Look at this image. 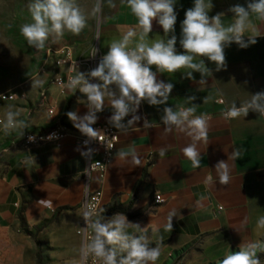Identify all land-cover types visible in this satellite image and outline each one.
<instances>
[{
	"label": "crops",
	"instance_id": "crops-1",
	"mask_svg": "<svg viewBox=\"0 0 264 264\" xmlns=\"http://www.w3.org/2000/svg\"><path fill=\"white\" fill-rule=\"evenodd\" d=\"M248 2L212 0L209 16L225 13L221 19L227 26L233 22L228 9L236 4L246 7ZM113 3L114 8L103 0L97 14L96 42L102 57L112 41L119 40L129 27L137 24L126 3L121 0ZM193 5L194 0H175L177 22L173 34L177 37L178 52H183L179 44L181 23L185 11ZM252 20L264 34V23L254 16ZM167 38L154 20L149 43ZM225 57L226 67L219 71L214 63L199 58L205 59L211 70L203 78L205 83H201L199 73H193L195 79L189 80L183 78V69L161 73L153 66L158 80L174 84L167 104L150 106L142 102L137 113L139 121L126 130L113 127L119 132V142L106 179L101 181L94 175L91 180V190L103 191L101 215L118 209L117 213L126 215L130 222L147 229L150 247L160 250L155 264H173L184 253L193 255V264L216 261L240 250L242 245L264 239V229L257 228L258 219L264 216V115L251 110L247 116L236 119H225L222 115L233 102L239 107L251 94L264 92V36L243 49L231 44L225 48ZM79 71L90 72L87 65L73 70L63 68L58 73L53 68L41 70L12 90L24 93L26 98L19 95L16 101L0 102L1 119L9 107L23 109L21 118L28 125L25 129L46 131L60 122L70 130L61 146H25L19 131L5 135L0 130V154L4 162L0 186V260L38 264L39 253L43 264H78L80 260L82 239L77 230L83 224L87 185L84 174L89 158L81 155V151H87L80 142L82 134L66 113L75 111L83 116L88 111L87 100L78 90L73 92L55 83L57 75L68 78ZM35 79H42L43 86L32 88ZM191 96L196 99L190 101ZM205 97L209 98L207 102ZM166 106L174 110L195 106V116L209 117L207 141L197 142L201 156L198 168L192 166L182 151L192 143L191 138L174 127L165 131L161 117ZM51 108L55 115L49 114ZM97 115L96 123L109 124L112 109L107 99L104 110ZM145 118L151 127H144ZM128 119L131 116L124 122ZM162 148L166 149L164 157L159 155ZM132 149L140 159L139 166L131 157L120 159L117 155L121 150ZM234 149L240 151L237 158L231 155ZM99 157V153L93 156ZM220 161L229 168L227 185L219 183L215 166ZM157 194L165 198L164 203H155ZM172 212L175 215L168 230L166 225ZM128 231L136 233L137 229L133 226Z\"/></svg>",
	"mask_w": 264,
	"mask_h": 264
},
{
	"label": "clouds",
	"instance_id": "clouds-1",
	"mask_svg": "<svg viewBox=\"0 0 264 264\" xmlns=\"http://www.w3.org/2000/svg\"><path fill=\"white\" fill-rule=\"evenodd\" d=\"M103 0H96L91 15L95 17L101 12ZM126 3L135 16L137 24L129 27L119 40H114L108 46V51L101 58L98 66L88 73L78 72L69 77L67 89L79 91L86 97L88 111L79 116L75 111L66 113L73 126L88 139L84 141L87 146L90 141L104 140V133L93 128L98 120V113L105 108L107 99L112 109L108 123L121 130H126L141 117L137 115L142 102L150 106L166 105L173 91L174 84L165 83L157 79V71L175 73L184 70L183 78L193 80V73H199L201 83L211 70L205 63L207 61L216 65L219 71L226 67L225 48L235 43L240 48H247L257 42L261 34L252 17L264 23V0H249L247 6L236 4L228 9L232 13L233 22L227 26L221 17L225 13L209 16L213 8L212 0H194L193 7L185 11V18L181 23V38L179 44L183 52H178L175 25L177 13L175 0H121ZM110 7H116L113 0H108ZM31 23L21 26L20 32L27 44L37 50L45 48L46 42L51 38L53 43L62 39L64 33L70 32L79 35L87 26L88 17L77 4V0H31L28 5ZM163 29L167 40H153L149 43V33L152 31L153 21ZM248 33V35H246ZM172 34V35H170ZM247 38V39H246ZM99 39V36H97ZM135 42L134 47H130ZM98 49L93 47L92 55L95 57ZM198 61V62H197ZM62 87L63 82L59 80ZM92 80L97 82L93 83ZM42 79L32 80V88L42 87ZM190 101L195 96L188 97ZM209 98L205 97L204 102ZM264 115V92L251 94L237 107L233 102L222 113L225 119H236L241 115H248L249 111ZM23 109L9 107L3 119H0V130L5 135L28 127L22 119ZM161 122L165 131H172L173 127L191 138L192 143L182 149L184 156L198 168L201 162L197 142L207 141L208 120L207 115L195 116V106L174 110L173 107L163 108ZM131 116L125 123V118ZM144 127H151L149 121L144 119ZM56 134H50L51 140ZM58 138V137H57ZM29 142L35 141V136L28 137ZM80 150L79 148L77 149ZM93 149L81 151L83 157L90 158ZM166 149H160L159 155L164 157ZM120 159L131 157V161L139 166L140 159L135 149L119 151ZM232 157L240 156V151L234 149ZM29 160L31 157L28 158ZM219 183L227 185L230 181L229 168L226 162L220 161L215 166ZM88 169H85L87 174ZM89 186L85 185V197ZM41 203L44 200L40 201ZM103 211V210H101ZM175 212L169 214V223L166 228H172L171 219ZM85 227L83 228L84 241L79 249L80 264H87L89 257L92 264H155L160 255L158 247H150L147 229L139 223L130 222L123 213H116L111 218H105L100 211L88 206L85 201L83 211ZM135 227L136 233H130L129 228ZM257 228L264 229V216L257 221ZM90 230V231H89ZM264 253V241L250 242L240 246L239 251L226 254L218 264H261L257 252Z\"/></svg>",
	"mask_w": 264,
	"mask_h": 264
},
{
	"label": "rangeland",
	"instance_id": "rangeland-1",
	"mask_svg": "<svg viewBox=\"0 0 264 264\" xmlns=\"http://www.w3.org/2000/svg\"><path fill=\"white\" fill-rule=\"evenodd\" d=\"M30 3L31 0H0V95L15 90L41 70L53 68L58 73L63 68L72 70L82 67L93 57L91 56L93 47L98 49L96 42L98 15L95 17L91 15L96 0H77V4L88 17L87 26L79 35L66 31L62 39L56 43L50 38L42 50L29 46L20 32L23 24L32 22L28 11ZM3 171L4 162L0 154V186ZM257 256L261 264H264V253L258 251ZM192 258V254L184 253L173 264H193ZM221 259L199 264H218ZM0 264L16 263L0 260Z\"/></svg>",
	"mask_w": 264,
	"mask_h": 264
},
{
	"label": "built area",
	"instance_id": "built-area-1",
	"mask_svg": "<svg viewBox=\"0 0 264 264\" xmlns=\"http://www.w3.org/2000/svg\"><path fill=\"white\" fill-rule=\"evenodd\" d=\"M102 56L97 52L95 57H92L87 61L85 65H87L88 70L91 71L95 69ZM73 70V69H72ZM72 72V71H71ZM57 77H59V80L63 82V85H67L69 77H74L73 75H70L68 78H64L62 75H57L55 78V83L57 86L60 88H64L61 86V83L58 81ZM95 81V80H93ZM21 96L22 98H26V95L24 93L18 94L15 91H10L6 92L0 95V102H8V101H16L18 99V96ZM43 97L46 96L45 93L42 94ZM222 102V100H221ZM49 114L50 115H55L54 110L51 108L49 109ZM1 119V118H0ZM93 128L95 129H100L104 133V140L103 141H90L88 145L86 146L84 144V141L87 140L88 138L84 136L83 134L81 135V145L87 150L88 148L93 149V154L89 158V165H88V172L87 174H84V178L86 180L88 188V194L87 197H85L82 209L84 211L85 209V201H87V204L89 207L96 209L97 211L103 210V191L102 189H97V190H91L90 184L91 180L94 175H97L98 179L101 181H104L106 179L109 167L114 159L115 151L117 144L119 142V132L114 129L112 126L109 124H94L92 125ZM70 130L62 125L60 122H57L55 126H53L51 129L46 130V131H40V132H35L31 131L28 129L23 130V135H21L22 143L25 146H36V145H41V144H54L57 146H61L64 140L67 138ZM56 134V137L53 139L49 140L47 137L50 134ZM29 136H35V141L34 142H29L28 137ZM58 137V138H57ZM99 153L100 157L97 159H94L93 156ZM155 203L160 204L165 202V198L157 194L154 198ZM85 222L83 219V224L82 226L77 230V234L81 237L82 243L84 241V233H83V228L85 227ZM90 231V230H89ZM80 264V260L78 262ZM87 264H92V258L89 257Z\"/></svg>",
	"mask_w": 264,
	"mask_h": 264
},
{
	"label": "trees",
	"instance_id": "trees-1",
	"mask_svg": "<svg viewBox=\"0 0 264 264\" xmlns=\"http://www.w3.org/2000/svg\"><path fill=\"white\" fill-rule=\"evenodd\" d=\"M119 210L118 209H113L112 211L108 212L104 217L107 219L114 213H117ZM38 259H39V264H41V254H38Z\"/></svg>",
	"mask_w": 264,
	"mask_h": 264
}]
</instances>
